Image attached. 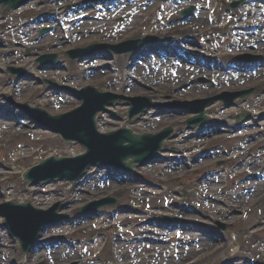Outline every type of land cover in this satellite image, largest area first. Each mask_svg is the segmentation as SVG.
I'll list each match as a JSON object with an SVG mask.
<instances>
[{"label":"rangeland","instance_id":"obj_1","mask_svg":"<svg viewBox=\"0 0 264 264\" xmlns=\"http://www.w3.org/2000/svg\"><path fill=\"white\" fill-rule=\"evenodd\" d=\"M228 1V0H226ZM231 0H229L230 2ZM260 1V0H258ZM174 2H169L170 4ZM156 1L153 0L151 5L153 6L152 9H149L142 17L137 18L135 24L133 23L126 31H124L121 35H118L121 39L131 38L138 35L140 30L145 27H149L148 24L154 22V16L157 13L156 8ZM199 4V3H198ZM216 5V1H214ZM187 5V4H186ZM185 5V6H186ZM181 6V8L185 7ZM223 0H217V9L216 14L213 16L215 22L214 24H204L206 22L207 15L203 20L199 19L198 17L196 20L199 22L198 25H194L192 27H183V28H190L191 33L195 34L198 41L200 40L202 45L201 47L194 46V42H190L189 46L186 49H195L191 50L194 54L192 55L195 61L198 59L197 62L204 61L206 57L212 58L213 60H208L206 65H201L200 67L195 65V67H191V65H187V71L182 72V78L176 81L174 84H170V81L167 76H163L161 74H150L148 76H140L136 78L137 80L131 81L133 77L130 73L127 72V59L126 58H119L117 61L108 62L104 58H97L94 59V63H91L90 66L97 67V70L93 75L96 77L89 79L87 76V83L97 87L100 91H107V92H114L118 94H125L129 96L135 95H142V96H149L157 101H169L166 99H199L204 98L216 93H223L226 92H234L235 90H242V89H253L256 88L255 93L248 97L245 102L243 100H237V103L240 104L241 108L251 110L253 112H259L262 115L261 123L264 125V44H254L253 50H244L242 48H236L235 46L238 45L239 38L234 35L235 32L231 31V29L238 28L236 26L231 27V24L237 23L238 19H232L233 14H227V9L222 10ZM246 10L237 8L235 14L242 13V12H249L254 16L257 17L259 14L262 13V10L258 11V8H264V3L260 4L258 2H253L249 6L246 7ZM243 10V11H242ZM25 14H29V10L24 11ZM144 12V10H143ZM152 27H156L152 24ZM4 28V27H3ZM264 29V25L262 27ZM98 29V28H97ZM176 27L174 30L172 28L168 29V34H176ZM155 30V29H154ZM98 31V30H97ZM96 31V32H97ZM95 32V33H96ZM150 33V32H147ZM152 33V29H151ZM220 37V38H218ZM175 39L179 40L180 36L174 37ZM100 40L101 37L97 35H93L90 38L88 44L92 42H96L93 40ZM88 39L84 38L82 43L87 41ZM6 46L4 47L5 50H0V65H4L8 63L10 59V53L16 52V41H5ZM15 42V43H14ZM217 43V44H215ZM82 45V44H80ZM211 47L214 49L209 50L208 48ZM218 45V47H216ZM230 46H233L235 50L229 49ZM173 48H176L174 46ZM1 49V48H0ZM47 51V50H45ZM60 52V51H58ZM175 53V51H172ZM211 52V53H210ZM238 53H250L256 56H262L257 63H259V68L254 70V72L260 71L262 74L258 77L259 79L256 81H246L243 77L233 76V73L237 70H249L248 66L239 67L236 65H231L227 69V65L229 61L234 60L233 54ZM211 54V55H208ZM148 58H143L140 62H147ZM218 60V64L221 65V70H219L216 74L223 75L217 79V85H213L210 81L207 83H198L193 82L197 78H207L211 75H208L205 71L208 69V65L214 64L215 61ZM188 63V62H186ZM185 66V63H183ZM86 64L74 65L72 66L71 73L75 75L77 78L74 82V86L82 87L84 86V77ZM112 66L120 69L119 74H112L108 70H112ZM189 66V67H188ZM224 66L226 69L223 70ZM136 69L141 68V65H136ZM202 69L201 72L197 71ZM100 70H102L100 72ZM210 71H215L213 68ZM69 73V74H71ZM215 72H212L214 74ZM58 78L57 80L61 79L63 76H67L68 73L58 72L55 74ZM195 76V77H194ZM193 77V78H192ZM8 76L0 72V94L3 92H12L15 94L16 99L19 102H28L35 106H41L45 108L50 114L58 115L70 111L71 109L75 108L78 103L73 101L74 99H70L71 97L63 94L60 96L61 98L51 97L49 94H45L44 87L37 86V84L33 83H25L24 85H19L14 88H9L7 86ZM211 79H214L212 77ZM210 79V80H211ZM171 80V79H170ZM189 84V85H188ZM192 84V85H191ZM131 86V87H130ZM45 94V95H44ZM59 99H62L64 102H59ZM218 107L213 106L210 108L209 112L211 111L212 115L217 116L219 118H223L221 115L234 114L236 111L233 109H226L221 110V104L216 105ZM114 109L120 115L124 116L126 113L125 108ZM150 115V114H149ZM109 114H102L100 118V129L101 131H110L113 129L114 126H117L121 122L114 121L110 118ZM233 117V116H230ZM159 119H155L152 115L148 117H144L143 121L139 124H134L133 128L137 132H147V131H156L152 130L154 128H158L157 131L164 129L167 126H175L178 128L180 125H183V122H179V120H185L187 117H170L169 115L160 116ZM160 118H163L160 119ZM166 118V119H165ZM19 120V121H18ZM0 121H7L11 124L8 127L7 132L4 136L0 137V191L2 196L0 195V204L4 203L5 201L12 200L15 202H32L35 205L44 203V208H48L51 203H59L61 207L65 205V202H76L75 208L78 209L79 207L83 206L85 203L94 200L96 197L102 196H113L117 199H120V205H125L126 207L130 206H137L138 209H141L138 214L135 215L132 213L134 207L130 208L128 213L126 211H120L115 220H111L108 215L97 217L95 222H102L103 226H107L106 228H100L98 226L94 227V229L90 230L91 222H85L87 226H85L84 222H80L79 224L75 225L74 229H70L69 226L66 224L62 225L61 227L50 229V235L60 237V235L64 233H69L74 231L73 241L76 242V246L73 247L78 254L83 251V248L88 249V253L82 254L79 256L78 254H74L71 256L69 253L66 254V250L71 251L70 249L64 247L63 249H59L58 253L55 252H48L51 249H46L45 251L39 252L36 255L38 256L37 259L33 261L28 256H24L22 252L19 250V246L16 242H13L10 237L9 233L4 230V221L0 217V264H66L67 262H71L73 260H79L82 264H216V261H212L209 257L220 256L221 253H218V250L209 252V247L207 246L206 249L199 253V254H192L185 258V261H182V258H178L177 260H162L157 257L148 256L147 258L139 261L130 263L134 259V257L140 256L142 254H151V251H139L137 252L130 244L127 245L128 240H130L131 236L143 230L141 233L142 238L151 237L149 235L143 236V233L152 234V231L149 230L148 227L144 229H137L139 224L146 220L145 211L148 213L146 208L148 204H151L152 207L154 205H158L159 203L153 199V197H149L146 194H142L144 190H148L145 188V184H140L138 179L134 181H129L126 184L121 185H114V187L104 191V189H100L99 187L103 188L105 180H110V178H103L102 174H95L93 178H88L85 181L79 182L77 184L74 183H57L54 185H49L47 187H30L27 182L22 179V172L35 165L37 162L44 160L45 158L51 155H59V156H71L82 152L80 147L69 146L64 144L60 138L53 133L45 131L41 128L36 129L32 124L27 121L21 120L15 114L6 112L1 110L0 111ZM171 123V124H170ZM260 122H254V124H246L242 128L241 132L244 133L245 144L249 148H252L256 141L253 139H259L260 130L258 124ZM169 124V125H167ZM218 126H213L209 131V134H213L218 130ZM225 130L222 133H226L228 130ZM197 136L202 137L203 135L198 134ZM264 136V134H263ZM193 135H189L185 140H190ZM227 137L224 135H220L214 140L207 141V145L211 143L218 142L219 144L227 143ZM194 139V138H193ZM191 139L189 145L195 144L194 140ZM198 141V140H197ZM194 147V146H193ZM185 151V150H183ZM188 154H191L188 152ZM218 154V153H217ZM190 156V155H188ZM173 160H169V163L175 166H180L187 162V157L183 159H176L172 158ZM166 162V161H165ZM164 162V163H165ZM239 161H234L232 164H229V172H233V166L237 164ZM163 163V164H164ZM181 163V164H179ZM211 161L201 163L197 167H192L193 171L190 175H187L188 169L182 170L183 175H175V177L170 176L168 179L170 181H176L177 179L183 180L182 182L186 185L184 191L189 189H197L199 187L195 185V178L198 177L197 171L199 169H203L202 166L204 164H209ZM196 165V164H195ZM162 168V166H161ZM163 169V168H162ZM243 170V169H242ZM240 170V171H242ZM142 171V169L140 170ZM166 172L173 173L171 170H165ZM108 175V174H106ZM174 175V174H173ZM155 182L161 183L163 180V172L158 171L153 173L152 175L145 176ZM233 177H229L227 180L226 177L221 179V182L218 184L214 182L213 184L205 183L203 186V192L205 195L211 196L210 199L201 198L198 203L195 200H188L187 202L192 205L199 204L200 212L204 215L208 213L211 214V221L207 219L200 218L199 216L195 215L196 217L200 218L201 222L206 223L207 225L215 224L214 221L221 220L227 223L229 230L226 233L227 238L229 239V246L226 248L225 252L229 253L232 248L235 246V242H241L246 234V229L254 225L259 221L258 215L253 213L249 216L248 219L243 217V212L245 211V207L235 206V196L236 193L233 191V184L234 182L231 181ZM220 179V178H219ZM105 181V182H101ZM236 183V182H235ZM137 185V186H134ZM140 188V189H139ZM264 191V187L262 188ZM102 190V191H101ZM143 190V191H142ZM173 191V188H172ZM181 191V192H184ZM198 191V190H196ZM186 193V192H185ZM201 195V194H200ZM50 203H46V202ZM119 201V200H118ZM42 202V203H40ZM224 205L222 206V204ZM264 201H260L259 203L255 204L252 210L258 211L261 208H264ZM238 204V203H237ZM166 205V204H163ZM232 211V216L224 219L223 215L227 212L225 210L230 209ZM137 209V210H138ZM76 210L72 211L74 213ZM69 213V214H71ZM216 213H220V216H217ZM128 217V220L124 218L119 219V217ZM91 220V219H90ZM78 222V221H77ZM73 224V223H71ZM216 225V224H215ZM114 226H118V229H114ZM126 226V227H125ZM190 229H197L194 226H187ZM67 228V229H66ZM143 228V227H142ZM187 229V228H184ZM65 232L63 233V231ZM252 230V229H251ZM156 231V230H155ZM164 230L159 229L157 232H163ZM168 235H159L160 238H170L171 235L178 233L179 235L183 233L181 229H173L167 231ZM188 234L197 235L196 232H187ZM98 237L97 243L91 244L89 242L80 243L76 241L78 237L85 236L86 238L95 236ZM202 236L201 234H198ZM213 237V236H212ZM129 238V239H126ZM208 240V239H207ZM96 241V240H95ZM216 244H222L221 238L218 237V241H215ZM249 241L243 246L245 249L251 250V252L255 253V250L252 246L249 245ZM136 244V243H133ZM97 245V250H91L90 247ZM215 245V244H213ZM213 254V255H212ZM262 254H254L250 256V259L263 261L264 259H260ZM241 256V257H240ZM239 259H246V253H243V250L237 254ZM230 259V258H229ZM116 262V263H115ZM245 260L240 262V264H244ZM255 263V261H254ZM221 264V263H217ZM235 264V263H234Z\"/></svg>","mask_w":264,"mask_h":264},{"label":"water","instance_id":"obj_2","mask_svg":"<svg viewBox=\"0 0 264 264\" xmlns=\"http://www.w3.org/2000/svg\"><path fill=\"white\" fill-rule=\"evenodd\" d=\"M0 2H8V0H0ZM113 104L112 102H109ZM98 111H105L104 107L96 108ZM199 110V109H198ZM200 111H203L201 109ZM96 111L87 112L85 120L81 124V130L77 136H72L67 124H64L66 117L55 118L51 121L52 126H49L48 129L59 132L65 141H73L76 140L79 143H82L87 147L88 156L92 154L93 147L89 144V140H92L91 134L96 133V125H95V116L97 114ZM202 112V117H203ZM152 138L151 136H136L133 135L131 131H121L118 133H112L106 136V139L101 141V143H97L95 146L99 148L94 156V159L91 162H99L103 160H113L112 163L115 165H122L126 168H131V165L135 162L140 163V161L136 160L139 156L134 157V161L130 162V164H125L123 162L124 159H127L129 156H135L134 151H138L140 146L143 145L147 139ZM124 142H129V146H125ZM118 164H117V163ZM50 165L52 167L57 168L54 175L51 178L56 179H70L74 176V173L71 175V171L77 167V163L73 159L67 158H51L47 161L46 164H42L39 168L35 170V172H43V170ZM52 172V170H49ZM34 175V172H33ZM20 215L25 219H39L40 215L37 214V210L30 208L29 206H21ZM22 239V237H19Z\"/></svg>","mask_w":264,"mask_h":264}]
</instances>
